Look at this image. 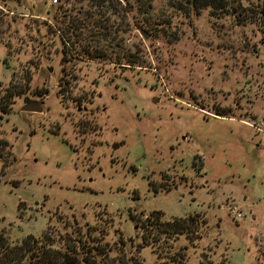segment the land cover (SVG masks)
Wrapping results in <instances>:
<instances>
[{"label":"rangeland","instance_id":"rangeland-1","mask_svg":"<svg viewBox=\"0 0 264 264\" xmlns=\"http://www.w3.org/2000/svg\"><path fill=\"white\" fill-rule=\"evenodd\" d=\"M105 1L0 0V83L31 79L0 126V231L98 229L115 257L154 212L199 216L186 264H264V0Z\"/></svg>","mask_w":264,"mask_h":264},{"label":"trees","instance_id":"trees-1","mask_svg":"<svg viewBox=\"0 0 264 264\" xmlns=\"http://www.w3.org/2000/svg\"><path fill=\"white\" fill-rule=\"evenodd\" d=\"M199 2V0H191L195 7L200 4ZM210 2L201 4H203L202 6L210 4L209 6L220 9L227 7V0H211ZM3 25L4 19L0 15V31ZM60 38L62 44L67 46V39L63 35ZM44 49L46 48L44 47ZM88 50L84 49L85 55L89 58L93 57ZM30 84L31 79L27 75L20 82H12L8 86L0 83V126L5 117L13 112L17 100L28 94ZM67 85L70 84L67 83ZM66 90L65 93H69V89ZM12 156L9 141L0 138V162L4 167L13 165L15 160L11 158ZM201 225L202 220L199 216L165 222L161 212H154L144 221L143 240L145 246L139 247L136 254L126 253L119 247L115 257L110 254L113 252L112 248H107V245L95 237L98 229H89L83 240L75 237V234L81 232L78 228L76 229L78 231L74 230L65 234L58 232L56 234L52 228H48L41 238L29 236L18 244L11 243L6 234L0 231V264H144L140 257L141 250L152 247L153 253L158 256L160 246L156 243H160L162 240L168 246L170 254L165 257L159 255L158 259L161 261L158 264H186L183 251L173 253L174 244L178 243L182 237H186L192 242L196 238L195 236H198ZM68 227L74 229L73 226L68 225ZM150 239L152 243H155L152 244ZM121 244L124 246L125 242L121 241Z\"/></svg>","mask_w":264,"mask_h":264},{"label":"water","instance_id":"water-1","mask_svg":"<svg viewBox=\"0 0 264 264\" xmlns=\"http://www.w3.org/2000/svg\"><path fill=\"white\" fill-rule=\"evenodd\" d=\"M145 34L144 32H142ZM52 69H50V72ZM43 106H44V101L41 100L39 102H28L23 108V112H28V113H42L43 112Z\"/></svg>","mask_w":264,"mask_h":264},{"label":"built area","instance_id":"built-area-1","mask_svg":"<svg viewBox=\"0 0 264 264\" xmlns=\"http://www.w3.org/2000/svg\"><path fill=\"white\" fill-rule=\"evenodd\" d=\"M61 0H51V3L53 6H58L60 4ZM234 215L237 219H241L243 218V215L241 213H236V211L234 212Z\"/></svg>","mask_w":264,"mask_h":264}]
</instances>
